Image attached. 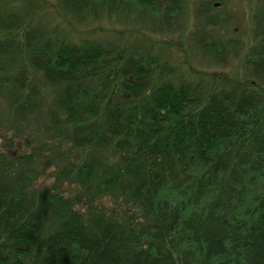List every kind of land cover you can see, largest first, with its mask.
<instances>
[{"label":"trees","instance_id":"1","mask_svg":"<svg viewBox=\"0 0 264 264\" xmlns=\"http://www.w3.org/2000/svg\"><path fill=\"white\" fill-rule=\"evenodd\" d=\"M235 1L0 0V264H264V0ZM185 35L239 75L176 68Z\"/></svg>","mask_w":264,"mask_h":264},{"label":"rangeland","instance_id":"2","mask_svg":"<svg viewBox=\"0 0 264 264\" xmlns=\"http://www.w3.org/2000/svg\"><path fill=\"white\" fill-rule=\"evenodd\" d=\"M49 4H53L55 0H47ZM218 4V3H217ZM234 7H238V10L245 11L246 14L249 13L250 17V11L247 9L245 4L239 3L237 0L232 3ZM219 5H217L218 7ZM248 16V14H247ZM248 19V18H247ZM246 26L249 25V21H245ZM106 27V26H105ZM116 28H123L115 26ZM107 28V27H106ZM124 29V28H123ZM186 36H183L181 39H176V37H170L167 38V41H176L177 40V46L168 44L169 46H164V53L168 60L174 65L176 68H184L185 71H187L189 68H194L196 70H202V71H209V72H225L232 75H239L238 72H240V65L238 62H231L228 67H207L203 62L200 61V59L195 56V53L189 49ZM173 38V39H172ZM184 41V42H183ZM183 46V49H182ZM187 60V61H186Z\"/></svg>","mask_w":264,"mask_h":264},{"label":"water","instance_id":"3","mask_svg":"<svg viewBox=\"0 0 264 264\" xmlns=\"http://www.w3.org/2000/svg\"><path fill=\"white\" fill-rule=\"evenodd\" d=\"M218 5V4H217Z\"/></svg>","mask_w":264,"mask_h":264}]
</instances>
